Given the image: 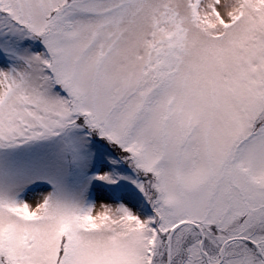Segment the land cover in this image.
I'll return each instance as SVG.
<instances>
[{
	"label": "snow or ice",
	"instance_id": "1",
	"mask_svg": "<svg viewBox=\"0 0 264 264\" xmlns=\"http://www.w3.org/2000/svg\"><path fill=\"white\" fill-rule=\"evenodd\" d=\"M0 264H264V0H0Z\"/></svg>",
	"mask_w": 264,
	"mask_h": 264
}]
</instances>
